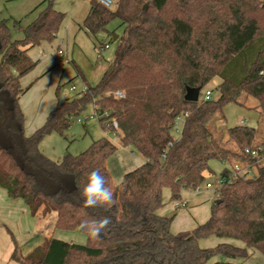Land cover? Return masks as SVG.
<instances>
[{
	"label": "trees",
	"instance_id": "16d2710c",
	"mask_svg": "<svg viewBox=\"0 0 264 264\" xmlns=\"http://www.w3.org/2000/svg\"><path fill=\"white\" fill-rule=\"evenodd\" d=\"M44 3L32 22L15 21L24 32L21 39H13L7 19L0 20V186L11 198L23 199L32 215L42 206L45 214L56 211V229L78 230L87 241L47 238L22 255L6 226L15 244L12 259L19 264H239L250 250L264 253V139L257 141L258 129L246 124L226 129L234 148L216 136V123L226 121L224 107L242 105V92L259 101L264 119V0H117L114 8L90 2L82 25L88 34L114 38L117 31L110 25L118 20L124 26L115 57L97 85L58 100L45 123L27 135L19 100L30 87H23L21 78L36 66L28 52L54 42L65 18L53 0ZM215 78L221 79L218 99H187L190 90L199 91ZM120 90L125 97L108 95ZM90 105L110 110L118 129L100 119L103 129L152 164L149 187L126 218L116 202L85 208L81 196L88 173L118 145L102 137L59 161L40 149L46 135H65L72 118ZM180 117L184 122L175 137ZM258 147L263 150L257 156L247 152ZM212 160L238 163L253 175L225 183L206 222L174 233L175 215L158 213L164 189L174 200L184 190L199 189L206 173H213ZM230 173L226 165L220 176ZM105 216L111 223L99 239L80 230L83 220ZM209 237L240 245L223 241L201 247L200 240Z\"/></svg>",
	"mask_w": 264,
	"mask_h": 264
},
{
	"label": "rangeland",
	"instance_id": "374dc122",
	"mask_svg": "<svg viewBox=\"0 0 264 264\" xmlns=\"http://www.w3.org/2000/svg\"><path fill=\"white\" fill-rule=\"evenodd\" d=\"M42 1L43 0H0V20H8L12 30L13 39H21L24 37L23 30L15 25V21H22L23 26L24 24L29 23L31 19L37 17L40 10L35 11L34 13H31V11ZM90 4L91 3L87 0H53L54 8L65 13V18L60 31L58 32L57 39L52 45H49V43H43V45L36 47L34 50L35 52L41 50L40 59L42 58V62L41 64H39V62L35 68L25 75V77L23 76V78H21L23 87H28L32 84L29 91L24 95L22 101V105L27 114L26 116H28L29 120L30 117L31 120L38 117L40 108L46 106L43 103V99L47 104L52 100L55 103H57L58 100L65 101L79 96L83 90H85V82L89 86L97 85L101 80L104 71L110 66L114 59L118 48L117 40L115 41L112 36L107 34L98 35L99 40L107 41L111 45L110 49L100 51L95 47L94 42H96V39L90 37L85 30L80 29V25H83V21L89 12ZM110 29H115L117 31L116 34H118L119 32H123L124 26L117 20L110 25ZM59 46L65 50L61 57L64 61L63 65L59 62L60 64L57 65V69L50 77L46 78V80L39 79L44 72V68H46L43 67V65H45L46 62H54V56L49 54L50 50L58 51ZM100 53L104 57L99 58ZM67 59L73 61L74 64L68 62ZM106 64H108V67L104 69ZM41 67L43 68L40 69ZM77 70L81 72L83 77H76ZM51 80H54L52 85ZM220 82V78H215L206 87L200 89L198 91L197 100H203L207 90L212 91L211 97L213 99H218L220 93L217 86ZM73 85L76 87L75 90L71 88ZM59 86L60 89L58 95L56 90ZM110 93L111 91L108 94ZM239 102L242 105L236 103L227 104L224 107L226 121L216 123V136L223 145L230 148H234L235 144L233 141H229V138L225 133L229 126L246 124L256 127L258 129L256 140L261 141L264 139V119L263 117H260L259 101L248 96L245 92H242L239 97ZM94 109V105H90L88 109L80 115L73 117L71 120V126L65 135H60L58 133L46 135L40 143L41 151L50 158L59 161L67 154L76 155L85 151L93 141L102 137H110L114 140L117 139L116 143L120 145V139L116 137L115 132H106L96 116L92 118L88 117L94 113ZM80 117L83 118V122H79ZM183 122L184 117H180L177 122L179 125L178 127L176 125V129L173 132L175 136L179 135L177 128H182ZM219 136H221L222 140ZM131 149L132 151L137 152L132 147ZM227 164L228 163L219 160H212L210 166L213 173H206V181L196 190V192L193 190H185V192L182 193V199L186 200H183V202H187L188 205L180 207L179 209L181 210L178 212L175 210L176 202L181 201V199L174 200L172 198L171 190L168 188L164 189L163 208L165 209V212H168L171 216L175 213L174 211H176L179 214V217H181L180 219L186 220L187 216L190 217L189 221H193L192 215L196 212L198 213V216L196 217L197 220L201 218L203 214H210L211 206L215 201V196L213 188H208L207 183L211 182L214 186H217L221 171ZM184 220H182V223H184ZM10 227L16 233V227ZM184 227L189 228V222L184 225ZM185 230H191V228ZM217 239L220 240V238L217 237H209L202 239L200 243L203 248L214 247L218 244ZM232 241L235 240H231L230 242ZM8 242H11V239L7 233L6 226H2L0 221L1 260V254L2 252H5L6 249L4 248ZM70 242L76 243V241ZM249 253L250 255L248 258L237 260V262L239 264H264V253L259 250H250Z\"/></svg>",
	"mask_w": 264,
	"mask_h": 264
},
{
	"label": "crops",
	"instance_id": "0c3cea01",
	"mask_svg": "<svg viewBox=\"0 0 264 264\" xmlns=\"http://www.w3.org/2000/svg\"><path fill=\"white\" fill-rule=\"evenodd\" d=\"M42 2L38 4L31 11V13L41 10L46 5V3L42 4ZM34 19H31V20L33 21ZM31 20L30 22H32ZM80 29H83L82 25H80ZM119 34L120 32L118 33V35ZM88 35L96 39V42L94 43H95V47L98 48L97 46L98 43L100 42L102 43L103 40L100 41L98 38L90 34ZM54 42L49 43V45H52ZM103 42L109 43L107 41H103ZM110 48H111V45L109 48H105L102 51H105ZM35 49L36 47L32 48L28 52V54L33 61L37 60L38 58V60L36 61V66H37L39 62H40L39 64H41L42 58L40 59L41 50L39 52H35L34 51ZM60 50L63 51V53L65 52V50L59 46L58 51ZM58 51H54L52 49L50 50L49 54L51 56H54L53 58L54 62L53 63L46 62V64L43 65V67H46V68H44L43 70L44 72L40 76L39 79L46 80V78L50 77L52 73L57 69L56 67L57 65L60 64L59 62H61L63 65L64 61L61 58L62 55H59ZM100 55L101 56H99V58L104 57L102 54ZM68 62L70 63L72 62V64L74 63L71 60H68ZM43 67H41L40 69H42ZM107 67H108V64H106L104 69H106ZM77 76L83 77V75L81 74L79 70H77L76 77ZM53 81L54 80H51V85ZM85 84L87 87L88 84L86 82ZM31 85H29L30 86L29 89L31 88ZM29 89L25 93L20 95V100H19L20 105L25 114V131L27 135H31L37 128H39L45 123L50 111L53 110L57 104L53 100L48 102L47 104L44 102V99H43V103L46 106H44L43 108H40L38 117H35L32 120L30 117V120H29L28 116H26L27 114H26L25 108L22 105L23 97L29 91ZM178 125L179 124L177 123V127ZM180 130H181V127L177 128L178 134ZM175 137H178V135ZM116 145H118L117 152L114 153L112 156H110L108 159H106L104 162H101L100 164L96 165L93 168V170L99 169L101 173L105 175L109 186L113 188L114 202H116L119 206L120 216L123 218H126L130 213V206L133 203V201L136 200V198L142 196L149 187L150 176L152 172V164L148 160L144 159L138 152L132 151L131 147H123L119 144H116ZM183 192H185V190ZM183 200L184 199L181 198L180 202H183ZM184 203H186V206L188 205L187 202H184ZM43 208H44L43 206L40 207L39 210L36 212V214L32 215L30 208L28 207V205L23 199L11 198L8 195V192L0 186V221L2 223V226H7L10 229H11L10 226L16 227V233L12 229L11 230L16 236L19 251L21 252L22 255H27L35 247L41 245L47 238L55 237V238H59L65 241H69V242L76 241V243H80V244L86 243L87 237L78 230L77 231H62V230L56 229V222L58 218L57 212L51 211L45 214L43 212ZM175 210L178 212L181 209L175 207ZM176 211H174L175 217L171 225V230L174 233H177L180 231H186L185 229H189V228H191L192 230L197 225L206 222L210 216L209 213L203 214V216L197 220L196 217L198 216L197 215L198 213L196 212L192 215L193 221H189L190 217H187V216H186V220L180 219L181 217H179V214ZM158 213L162 216H170L168 212H165V209L163 207L158 211ZM182 220H184V223H182ZM188 222H189L190 227L189 228L184 227V225H186ZM9 237L13 244L11 242H8L6 244V247L4 248L6 249L5 252L4 253L2 252L1 254L2 260L0 259V264H19L18 262L12 259V254L15 249V244L10 234H9ZM217 241L218 243H220L223 241L230 242L231 240L217 239ZM232 243L240 245V243L236 241H232ZM201 247L203 246L201 245Z\"/></svg>",
	"mask_w": 264,
	"mask_h": 264
},
{
	"label": "clouds",
	"instance_id": "9594fccd",
	"mask_svg": "<svg viewBox=\"0 0 264 264\" xmlns=\"http://www.w3.org/2000/svg\"><path fill=\"white\" fill-rule=\"evenodd\" d=\"M81 196L83 198V207L85 208L108 206L114 202L113 188L109 186L107 178L99 169L88 173L87 182L81 190ZM110 223L111 218L105 216L101 219L83 220L79 228L89 238L95 240L102 236V233Z\"/></svg>",
	"mask_w": 264,
	"mask_h": 264
},
{
	"label": "built area",
	"instance_id": "2783aa9c",
	"mask_svg": "<svg viewBox=\"0 0 264 264\" xmlns=\"http://www.w3.org/2000/svg\"><path fill=\"white\" fill-rule=\"evenodd\" d=\"M87 1H89V2H92V1H97L98 3H100L101 5H103L105 8H113L114 6H115V4H116V1L117 0H87ZM98 49L100 50V51H102L103 49H105V48H109L110 47V44L109 43H98ZM58 54L59 55H62L63 56V51H58ZM101 54V53H100ZM99 56H101V55H99ZM73 90H75L76 89V87L75 86H72L71 87ZM114 95L115 97H117V98H123V97H125V92L124 91H122V90H120V91H115V92H111L110 94H108V95ZM212 91L211 90H207L206 91V95H205V99H211L212 97ZM94 116H96L99 120L100 119H104L105 121H106V123H108V124H111V125H113L116 129H118V122H117V120H116V118H114V117H111V112L110 111H108V110H104V111H102V110H100L99 108H95L94 109V113H92L90 116H88V117H94ZM79 122H83V118L82 117H80L79 118ZM116 135V134H115ZM122 135V134H121ZM116 137L117 138H119L120 139V136H118V135H116ZM113 143H115V144H117L116 143V140H114V139H112V138H110V137H108ZM263 150V148L262 147H258V148H254V149H248L247 150V152L248 153H251L252 155H255V156H257V155H259L260 153H261V151ZM229 167H230V170H231V173H230V175L228 176V177H222V176H220L219 177V179H218V184H217V186H214V184L213 183H211V182H208L207 183V187L208 188H213V190H214V196H215V198H217V197H219V195H220V187L221 186H223L225 183H227V182H232L235 178H237L239 175H241L242 177H244V178H247V177H250V176H252L253 175V172L251 171V170H244V169H242V167H241V165H239L238 163H236V164H234V166L233 165H231V164H227ZM184 206H186V203H184V202H180V201H177L176 202V207L177 208H180V207H184Z\"/></svg>",
	"mask_w": 264,
	"mask_h": 264
},
{
	"label": "water",
	"instance_id": "95a60500",
	"mask_svg": "<svg viewBox=\"0 0 264 264\" xmlns=\"http://www.w3.org/2000/svg\"><path fill=\"white\" fill-rule=\"evenodd\" d=\"M118 37H119V35L118 34H115L114 35V40L116 41L117 39H118ZM198 91H196V90H190L189 92H188V95H187V99L188 100H195V99H197V97H198ZM220 201L219 200H216L215 201V203H219Z\"/></svg>",
	"mask_w": 264,
	"mask_h": 264
}]
</instances>
